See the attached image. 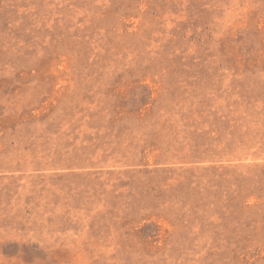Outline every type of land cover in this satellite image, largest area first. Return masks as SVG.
Returning <instances> with one entry per match:
<instances>
[{
    "label": "rangeland",
    "instance_id": "rangeland-1",
    "mask_svg": "<svg viewBox=\"0 0 264 264\" xmlns=\"http://www.w3.org/2000/svg\"><path fill=\"white\" fill-rule=\"evenodd\" d=\"M0 264H264V0H0Z\"/></svg>",
    "mask_w": 264,
    "mask_h": 264
}]
</instances>
